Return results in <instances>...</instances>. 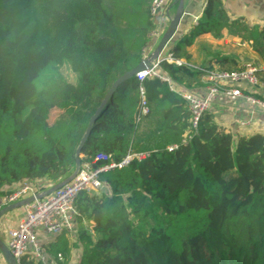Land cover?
<instances>
[{
    "label": "trees",
    "instance_id": "obj_1",
    "mask_svg": "<svg viewBox=\"0 0 264 264\" xmlns=\"http://www.w3.org/2000/svg\"><path fill=\"white\" fill-rule=\"evenodd\" d=\"M153 1L0 0V196L26 180L43 190L74 172L76 150L108 91L145 59L156 28ZM204 18L170 48L173 57L188 58L197 36L231 27L221 0H208ZM256 38L264 60V32ZM160 69L187 88L200 76L167 61ZM191 118L188 102L160 78L118 85L92 123L81 165L99 167L98 154L115 162L149 155L102 173L107 187L97 193L79 194L76 239L60 235L47 260L264 264V135L235 136L210 111L196 129ZM19 264L47 263L25 255Z\"/></svg>",
    "mask_w": 264,
    "mask_h": 264
},
{
    "label": "crops",
    "instance_id": "obj_2",
    "mask_svg": "<svg viewBox=\"0 0 264 264\" xmlns=\"http://www.w3.org/2000/svg\"><path fill=\"white\" fill-rule=\"evenodd\" d=\"M177 1L180 5L181 0ZM221 1L231 25L230 29L228 27L222 29L219 37L212 33H204L197 36L194 42L186 48L189 57L176 58L182 60V66H188L200 72V76L198 75L191 80V87L187 88L185 85L176 83L165 73L161 72V69L159 73L169 79L170 83L168 81L165 82L169 85L170 90L173 87L171 91L176 92L180 96H182L183 90H188L199 98H206L209 92V85L203 70L233 71L245 69L248 66H255L259 72L257 74V85H252L247 81L235 83L222 82L221 84L223 87L238 88L245 95L263 98L264 60L261 53L257 51L262 42L255 40L257 39V32H264V0ZM207 3L208 0H184L180 23L165 52H169L170 48L183 37L193 33L199 22L205 19L204 15ZM178 7L172 10L169 16H166L161 11L155 15L154 21L156 28H159V38H150L145 49L144 58L153 54L167 31L170 20L174 18ZM208 111L213 114L221 128L235 136L264 135V108L259 103L246 100L245 98L228 96L224 92H220L213 97ZM40 184V182H37L39 188ZM11 189L12 187L5 188L3 192ZM25 211L23 207L9 212L1 219L0 238L7 246L9 242V229L18 226L19 222L25 218ZM73 225L71 231L64 232L71 242L75 241L78 231L77 223L75 222ZM62 234H49L43 229L39 230L38 243L43 252L45 253L47 246L56 241ZM48 262L55 264L56 261L52 260ZM0 264H7L1 251Z\"/></svg>",
    "mask_w": 264,
    "mask_h": 264
},
{
    "label": "built area",
    "instance_id": "obj_3",
    "mask_svg": "<svg viewBox=\"0 0 264 264\" xmlns=\"http://www.w3.org/2000/svg\"><path fill=\"white\" fill-rule=\"evenodd\" d=\"M176 0H154L152 5V13L157 15L160 11L166 16H169V6ZM159 28L151 34V38H159ZM167 48V47H166ZM166 48L160 54L159 58L151 65L149 69L141 71L136 74L137 79L143 82L147 78L157 77L163 81H169L159 73L160 65L162 62L167 61L177 66H182V60L176 59L170 52H165ZM148 56H146L147 58ZM205 78H207L208 95L206 98H199L188 90H183L182 97L188 102L189 109L192 112L191 126L196 129L198 122L205 112H208L213 97L224 92L228 96L245 98L246 100L261 104L264 108V102L256 99L255 97L245 95L238 88L223 87L222 82H241L247 81L252 85L258 84L257 72L255 66H248L241 70H203ZM173 90V87H171ZM142 94L141 112L140 115L148 113L147 102L145 98L144 88H140ZM190 135H185L182 144H187ZM179 145L175 144L168 147V151L172 152L178 149ZM148 153H129L121 161L115 162L110 160V157L105 154H98L96 162H103L99 167L95 168L90 163L81 165V169L74 177V179L62 188L54 191L48 196L39 198L44 191L50 189H39L37 182L29 180L23 181L20 184L14 185L11 190L4 191L5 193L0 196V211L6 206L18 203L20 201L33 198V201L25 205V218L22 219L18 226L9 229V242L8 248L12 255L15 257L17 263L25 255H29L36 260L49 263L46 254L38 243V232L43 229L49 234H62L71 231L73 224L76 222L78 212L75 206L77 197L82 192L97 193L102 187H107V184L102 182L100 175L104 172L121 169L128 166L133 160H142L147 157ZM59 260L62 261V255H59ZM56 264V262H55Z\"/></svg>",
    "mask_w": 264,
    "mask_h": 264
},
{
    "label": "water",
    "instance_id": "obj_4",
    "mask_svg": "<svg viewBox=\"0 0 264 264\" xmlns=\"http://www.w3.org/2000/svg\"><path fill=\"white\" fill-rule=\"evenodd\" d=\"M183 2H184V0L180 1V5L178 7V10H177L174 18H172L170 20V25H169L167 31L165 32V34L163 35L162 39L160 40V42H159L157 48L155 49V51L153 52V54L151 56L145 58L136 68L127 72L126 74H124L120 78H118V80H116V82L113 84L111 89L108 91V93L105 96L104 100L102 101L101 105L99 106L96 113L94 114V116L90 120V123H89V125L85 131V134L83 135L81 142H80V144L76 150V153H75L76 166H75L74 172L64 181L56 184L55 186L51 187L50 189H48L46 191H44L41 195H38L39 198H42L44 196H48L51 193H53L54 191L62 188L64 185L71 182L74 179V177L77 175V173L81 169V160H80L81 151H82L87 139L89 138V135L91 133L92 123H93L96 115L99 113V111L101 110L102 106L104 105V103L106 102L108 97L113 93L114 89L118 85H120L122 82L136 76L137 73L144 71L146 69H149L151 67V65L159 58V56L163 52V50L166 47H168V45L170 44L171 40L173 39V37L175 35V32H176L178 25L180 23V20H181L182 14H183V11H182ZM32 201H33V198H29V199L20 201L18 203L6 206L5 208H3L0 211V221L9 212L23 208L25 205L29 204ZM0 251L2 252V255H3L4 259L6 260L7 264H18L15 257L12 255L11 251L9 250L8 246L1 240V238H0Z\"/></svg>",
    "mask_w": 264,
    "mask_h": 264
},
{
    "label": "rangeland",
    "instance_id": "obj_5",
    "mask_svg": "<svg viewBox=\"0 0 264 264\" xmlns=\"http://www.w3.org/2000/svg\"><path fill=\"white\" fill-rule=\"evenodd\" d=\"M46 69L42 71V75H45L46 74ZM63 74L64 76L66 77V79L70 82H73V83H77L78 81V76L77 74H75L74 72H72L71 70H63ZM77 253V250L74 252V256L75 254ZM75 264V262H74Z\"/></svg>",
    "mask_w": 264,
    "mask_h": 264
}]
</instances>
